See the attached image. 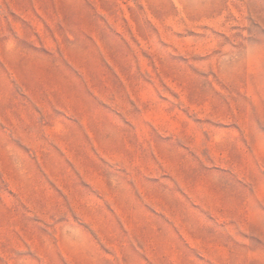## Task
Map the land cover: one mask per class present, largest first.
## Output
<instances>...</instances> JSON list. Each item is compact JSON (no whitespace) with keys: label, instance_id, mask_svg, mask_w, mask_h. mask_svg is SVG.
Instances as JSON below:
<instances>
[{"label":"rangeland","instance_id":"rangeland-1","mask_svg":"<svg viewBox=\"0 0 264 264\" xmlns=\"http://www.w3.org/2000/svg\"><path fill=\"white\" fill-rule=\"evenodd\" d=\"M0 264H264V0H0Z\"/></svg>","mask_w":264,"mask_h":264}]
</instances>
